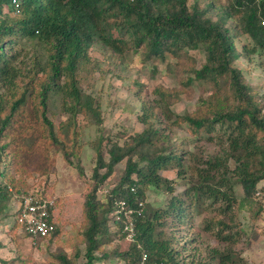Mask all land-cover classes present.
Returning <instances> with one entry per match:
<instances>
[{"label":"trees","instance_id":"trees-1","mask_svg":"<svg viewBox=\"0 0 264 264\" xmlns=\"http://www.w3.org/2000/svg\"><path fill=\"white\" fill-rule=\"evenodd\" d=\"M17 1L19 8L13 0H0V221L10 216L16 196L46 197L56 164L54 148L85 174L79 119L103 125L101 100L85 88L95 85L97 74L103 77L112 65L126 68L129 52L147 62L165 61L180 52L188 59V52L198 51L205 63L191 69L183 90L159 86L154 90L156 105L142 101L143 131L123 144L110 138L107 160L105 138L94 145L97 165L84 204L82 264H140L143 251L150 264H240L237 246L248 230L239 215L250 213L257 220L264 210L259 200L264 184V98L247 85L236 64L251 54L264 57V0H203L202 6L191 0ZM238 35L248 36L253 48L240 50ZM24 43L28 50L23 46L19 51ZM92 52L102 59L93 58ZM102 64L106 70L98 68ZM225 78L228 83L220 84ZM196 81L210 84L212 94L199 100L195 112L174 113L173 106ZM61 117L66 120L56 122ZM168 123L185 125L191 138L214 145V151H190V139L172 145L165 133ZM124 161L120 181L102 204L98 193ZM167 172H175V177H167ZM28 177L36 178L37 185L30 186ZM177 180L185 183L181 192ZM150 188L169 195L165 209L146 208ZM120 201L132 209L144 206L142 216L132 217L135 239L125 252L105 249L113 239L126 242L123 226L115 222ZM200 217L199 230L195 221ZM50 221L55 231L49 237L26 234L32 245L47 251V264H79L78 245L69 256L60 245L55 214ZM201 237L215 244L207 246L204 256L198 250L200 258L182 257ZM14 251L15 260L1 264L24 263L18 249Z\"/></svg>","mask_w":264,"mask_h":264},{"label":"rangeland","instance_id":"rangeland-1","mask_svg":"<svg viewBox=\"0 0 264 264\" xmlns=\"http://www.w3.org/2000/svg\"><path fill=\"white\" fill-rule=\"evenodd\" d=\"M204 4L203 0H191ZM205 2H208L206 0ZM7 10V9H6ZM6 12V11H5ZM238 48L243 50L246 45L249 49L253 48V42L248 36L238 35L236 39ZM23 46L26 50L28 47L21 45L19 51ZM92 57L101 60L99 54L92 52ZM126 68H115L112 65L109 71H106L104 76L97 74L93 78L94 86L86 85L89 93L95 94L101 100L103 110V125L96 126L90 124L83 117L79 119L80 137L79 144L83 148L82 151V166L85 174L79 173L78 167H73L64 161L63 157L56 153V164L52 170L49 186L46 191V197L57 199V209L55 212L56 220L60 225V245L65 249L69 256L75 254V248L78 245L82 255L78 261L79 264L84 262L85 244L81 243L83 240V229L85 221L84 204L87 196L92 190L90 180L93 176L96 163V151L94 145L101 137L105 138L103 151L106 160L108 159L106 145L110 138L118 140L122 144L133 134L143 131L144 125L139 121L143 116L142 101L150 102L156 105L157 98L154 95L155 88L163 86L168 90H183L182 82L190 75L191 69H200L205 63V57L198 51L188 52V59L185 58V53L180 52L178 56L172 57L167 55L165 61H143V56L136 52H129L126 55ZM237 68L242 70L246 79L247 85L258 94L259 97L264 98V57L260 54H251L250 58L243 57L236 64ZM98 68L106 70V65H99ZM157 73L154 74V69ZM136 83L142 85L139 88ZM219 83L225 85L228 79H221ZM212 94V87L208 83L196 81L192 88L187 93L181 95V101L173 106V112L178 115L195 112L200 99H207ZM65 117L58 118L56 122H64ZM165 133L168 135L170 143L181 144L183 140H188L189 144L186 146L190 151H214V145L206 141L197 142L190 137L188 129L185 125L171 127L169 123ZM163 144V143H161ZM108 148V147H107ZM126 162L119 164L109 178L108 182L101 188L98 193V200L102 204L106 203L107 196L110 190L120 181L121 175L124 173ZM104 172V171H102ZM165 175L169 178L175 177V172H167ZM26 181L30 186L37 185L36 178H27ZM178 184V192L184 190L185 183L176 181ZM40 186L38 190H43ZM261 193L259 200L264 206V184L261 185ZM240 194V192H239ZM169 195L163 189L157 190L150 188L146 191V208L149 210H162L168 205ZM15 200V199H14ZM11 203L10 216L0 221V264L4 260H15V249H18L24 263L17 262L15 264H47L48 254L45 249H36L32 245V240L26 236L25 232L15 225V206L16 201ZM250 213H242L239 215V220L242 227L248 230L242 241L238 244L237 249L242 258L240 264H264V210L260 213L257 220H252ZM202 218H197L195 223L200 230ZM182 235L178 233V236ZM187 235V234H186ZM187 236L184 238L185 241ZM190 237L189 239H191ZM112 245H107L106 250L118 252H125L128 250L130 243L118 241L113 239ZM215 243L209 241L208 238L201 237L194 244L188 246L182 257H191L202 252L205 255L207 246H212ZM19 246V248L17 247ZM196 258H200L196 255ZM20 259V261H23Z\"/></svg>","mask_w":264,"mask_h":264},{"label":"built area","instance_id":"built-area-1","mask_svg":"<svg viewBox=\"0 0 264 264\" xmlns=\"http://www.w3.org/2000/svg\"><path fill=\"white\" fill-rule=\"evenodd\" d=\"M16 7L19 8L17 0H13ZM264 25V22L262 23ZM17 203L15 206V220L18 226L32 238H47L54 231L55 227L51 223L52 215L57 209L56 200L48 197H40L36 194H23L14 198ZM142 209H132L126 202L117 203V211L115 213V222L123 226L124 233L127 234L126 242L134 243L135 231L132 217L135 214L142 216L143 203L139 204ZM140 264H150L149 254L143 251Z\"/></svg>","mask_w":264,"mask_h":264}]
</instances>
